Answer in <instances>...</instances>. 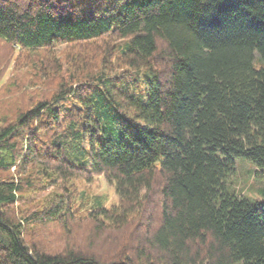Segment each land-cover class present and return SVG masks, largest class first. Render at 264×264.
Listing matches in <instances>:
<instances>
[{
  "label": "trees",
  "instance_id": "trees-1",
  "mask_svg": "<svg viewBox=\"0 0 264 264\" xmlns=\"http://www.w3.org/2000/svg\"><path fill=\"white\" fill-rule=\"evenodd\" d=\"M0 42V91L23 55L37 85L0 117V264H264V187H229L264 178V0H0Z\"/></svg>",
  "mask_w": 264,
  "mask_h": 264
},
{
  "label": "rangeland",
  "instance_id": "rangeland-1",
  "mask_svg": "<svg viewBox=\"0 0 264 264\" xmlns=\"http://www.w3.org/2000/svg\"><path fill=\"white\" fill-rule=\"evenodd\" d=\"M80 51L82 55L87 53L83 45L78 46H62L56 50L58 56L63 62L66 61L65 54L67 52ZM8 54V49L0 42V60L4 55ZM36 58L31 55H23L15 64V69L7 83V86L0 91V117L13 113L18 107H24L31 101L30 97L35 94L36 80L33 77ZM14 114V113H13ZM235 172L230 177L229 187L237 194L244 195L246 198L254 202L261 200L260 189L264 187V178L256 175L254 165L244 158H236L234 160ZM68 188L72 196H76L74 205V213L79 217V221L86 224V212L90 210L80 200V195L91 204L95 198L99 199L103 206L109 208L117 204L118 198L114 190V186L108 183L103 176L95 175L88 181L80 177H72L68 181ZM67 190H62L67 193ZM45 192H49L46 190ZM42 195V194H41ZM41 195L34 194L32 198L24 199L23 207L37 201ZM81 201V202H80ZM29 208V207H28ZM27 208V210H28ZM120 232V231H119ZM119 232H112L119 234ZM89 244V243H86ZM85 244V245H86Z\"/></svg>",
  "mask_w": 264,
  "mask_h": 264
}]
</instances>
